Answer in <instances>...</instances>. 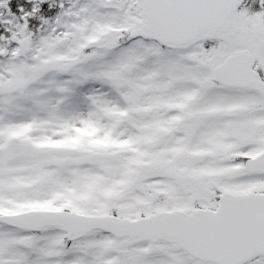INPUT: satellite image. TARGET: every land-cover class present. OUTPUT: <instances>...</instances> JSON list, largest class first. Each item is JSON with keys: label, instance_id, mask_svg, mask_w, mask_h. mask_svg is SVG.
I'll use <instances>...</instances> for the list:
<instances>
[{"label": "snow or ice", "instance_id": "obj_1", "mask_svg": "<svg viewBox=\"0 0 264 264\" xmlns=\"http://www.w3.org/2000/svg\"><path fill=\"white\" fill-rule=\"evenodd\" d=\"M0 264H264V0H0Z\"/></svg>", "mask_w": 264, "mask_h": 264}]
</instances>
